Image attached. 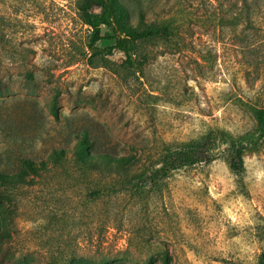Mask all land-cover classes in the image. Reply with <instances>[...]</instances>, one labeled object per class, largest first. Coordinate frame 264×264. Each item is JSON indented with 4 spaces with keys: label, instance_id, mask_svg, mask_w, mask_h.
<instances>
[{
    "label": "rangeland",
    "instance_id": "374dc122",
    "mask_svg": "<svg viewBox=\"0 0 264 264\" xmlns=\"http://www.w3.org/2000/svg\"><path fill=\"white\" fill-rule=\"evenodd\" d=\"M79 2L0 0V168L47 164L3 194L0 264H260L264 0H120L132 25L166 30L138 41L131 62L108 50L105 26L90 47ZM84 131L94 152L144 167L205 137L216 156L122 189L121 176L72 159Z\"/></svg>",
    "mask_w": 264,
    "mask_h": 264
},
{
    "label": "trees",
    "instance_id": "16d2710c",
    "mask_svg": "<svg viewBox=\"0 0 264 264\" xmlns=\"http://www.w3.org/2000/svg\"><path fill=\"white\" fill-rule=\"evenodd\" d=\"M78 8L84 21L93 28L90 47L92 49L97 48L96 42L104 37L102 28L105 26L112 31L110 38L115 40L114 44L108 47V50L119 49L127 56L129 62L132 61L138 41L161 36L166 32L161 28H138L132 25L129 22L128 10L120 0H80ZM54 112L57 114L56 109ZM255 118L264 132V107L256 109ZM210 142H213L212 139L208 140L205 137L203 140L181 148L167 147L159 154V167H144L139 162L140 158L135 154L114 156L94 152V142L89 139L87 131H84L72 148V159L81 166L119 175L124 181L122 189L126 188L125 183H132L134 190L141 192L152 183L158 184L160 180L168 177L173 170L192 165L198 161H212L216 152L211 147ZM244 148L243 143L239 145L234 140L230 141L226 148L227 161L231 168L236 171H239L243 166ZM50 155L55 162L67 158L61 149H54ZM46 168L47 164L44 160L36 162L29 158L22 159V167L15 172H7L0 168V214L11 213L10 205L3 198L6 189L16 187L19 184L31 183L32 178L29 177L28 172L39 173ZM4 236L5 233L0 227V239H5ZM165 263L168 264L169 261L166 260ZM260 264H264V252L260 256Z\"/></svg>",
    "mask_w": 264,
    "mask_h": 264
}]
</instances>
